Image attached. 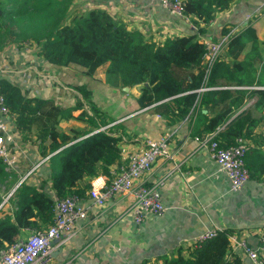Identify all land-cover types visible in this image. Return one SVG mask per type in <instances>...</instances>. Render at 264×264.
Returning <instances> with one entry per match:
<instances>
[{
	"label": "crops",
	"instance_id": "crops-1",
	"mask_svg": "<svg viewBox=\"0 0 264 264\" xmlns=\"http://www.w3.org/2000/svg\"><path fill=\"white\" fill-rule=\"evenodd\" d=\"M95 1L97 0H91V4ZM99 1L116 21L124 24L128 30H139L150 41L163 43L169 38L197 35L198 42L201 43L203 39L219 41L227 37L221 58L231 69L243 62L250 51L253 57L258 55L261 59L256 58L255 62L251 60L249 68L241 71L236 78L221 77L217 85L209 90L226 93L221 96L220 102L197 107L191 117L185 119L161 117L152 113V106L140 109L138 100L145 85L125 88L119 80L111 83L106 76L109 66L106 64V88H121L122 91V96L120 93L114 95L115 97L111 94L109 98H115L118 107L122 106L125 110L115 119H105V127L99 123L100 129L112 131L113 127L118 126L117 131L109 134L122 136V164L129 153L141 150L147 140L167 137L171 158H160L144 178V183L153 185L163 178L166 179L160 193L168 210L162 216L148 217L137 225L131 219L120 217L130 202L127 194L112 198L106 208L99 209L93 205L88 191L82 197L87 217L78 222L73 239L67 243L59 240L55 242L54 264H162L163 257L175 256L178 249H182V256L188 257L189 252L195 249L196 239L208 230L228 232L229 237L236 235L246 240L250 246L256 247L264 234V174L261 173L264 158L248 160V166L252 167V171L256 170V174L253 177L249 171L248 183L234 193L230 189L229 178L219 171L208 149L198 148L195 137L203 134L206 121L229 108L233 110V114L226 125L238 115L249 112L258 121L252 137L247 139L249 148H256L264 153V108H256L258 95L255 94L264 91V0H233L229 10L217 14L205 27L204 34L199 33L192 18L172 17L153 0ZM249 27L254 29L260 43L257 50H252L251 42L240 53L239 48L227 47L233 36L241 34ZM224 31L228 34H224ZM52 69L55 70L54 73L51 72L48 76L40 75L35 69L37 75L35 73V79L29 86L31 89L28 90L27 84H24L23 92L29 98L51 100L56 106L67 109L74 108L79 100L83 102L82 93L76 89L77 85L66 82L56 73L58 69ZM201 70L202 66L190 69L173 68V74L187 88ZM1 72L6 71H0V75ZM44 79L47 85H43ZM240 79L245 83L239 84ZM252 81L253 83H249ZM190 92L192 91H187ZM70 96L76 102L62 106V100ZM241 100L243 106L236 109L234 103ZM83 110L91 115L88 106L84 104V108L74 111L73 116H78ZM46 129L42 124H36L31 131L20 133V143L24 150L20 161L24 159L30 171L20 172L16 168L15 171H8L9 178L0 181V218L12 213L10 199L23 182H30L39 188L45 182L43 189L55 196L50 188L49 159L65 147L50 154L51 140ZM87 129V123L76 119L60 120L58 126V131L66 134H70L72 130L83 132ZM40 168L43 169L41 175ZM100 176L103 175L97 178ZM86 182L87 180L80 185L83 186ZM31 232L20 231L14 242L26 239ZM230 247L229 258L238 255L243 264H252L242 251L231 244Z\"/></svg>",
	"mask_w": 264,
	"mask_h": 264
},
{
	"label": "trees",
	"instance_id": "trees-1",
	"mask_svg": "<svg viewBox=\"0 0 264 264\" xmlns=\"http://www.w3.org/2000/svg\"><path fill=\"white\" fill-rule=\"evenodd\" d=\"M73 1L0 0V36L7 35L21 44H35L38 56L50 67L62 69L77 65L85 69L87 77H94L101 67L109 64L106 76L111 83L119 80L125 88L145 85L138 100L139 108L152 106V113L167 119L190 118L195 108L211 102L218 104L221 96L226 93H199L197 90L204 85L216 86L221 77L236 78L241 71L249 68L251 60L255 62L256 58L261 59L258 55L253 57L250 51L243 62L231 69L220 56L205 79V46L198 42L197 35L169 38L163 43L150 41L139 30H128L124 24L116 21L99 0L91 8L85 3L87 11L83 10L75 15L70 23H62L60 18L54 20L53 13L66 12ZM232 2L233 0H185L184 11L198 26L199 33L204 34L205 27L217 14L229 10ZM41 12L44 17L39 19L38 14ZM25 20L31 23L30 28L23 25ZM45 25H48L47 29H44ZM224 34L228 32L224 31ZM249 42L252 43V50L258 49L260 43L251 27L233 36L227 47L239 48L240 53ZM262 45L264 46V42ZM201 66L199 75L187 88L173 74V68L190 69ZM251 68L253 69L252 65ZM244 83L240 79L239 84ZM76 89L82 93L83 102L79 100L77 106L67 109L56 106L51 100L29 98L9 76L0 75V94L15 118L19 133L31 131L34 125L42 124L47 128L51 140L50 154L65 147L49 159L50 188L55 196L43 189L45 183L39 188L30 182H23L11 197L12 213L0 218V251L15 243L14 238L22 230L47 229L54 221L55 207L59 200L73 195L84 197L91 189L92 180L101 174L110 176L111 169L122 164V136L109 134L117 131L118 126L113 127L112 131L93 133L100 129L99 123L105 127L106 120L101 117V111L86 87L77 85ZM255 94L258 95L256 108L262 110L264 91ZM84 103L89 106L93 116L85 110L78 116H73L74 111L84 108ZM234 106L239 109L243 106V100L234 103ZM232 114L233 110L229 108L209 119L203 134L199 133V136L215 132L224 126L218 136L223 147L235 144L239 138H251L258 121L246 112L226 125ZM63 119L87 123L89 129L83 132L72 130L70 134L59 132L58 126ZM250 158H264V153L256 148H250L247 153V167L254 177L256 170L252 171V167L248 166ZM261 173L264 174V168ZM9 176L0 160V181ZM86 180V184L81 186ZM230 248L229 233L218 232L217 236L203 241L190 251L188 257L182 256V249H178L175 256L163 257L162 264H243L238 255L229 258Z\"/></svg>",
	"mask_w": 264,
	"mask_h": 264
},
{
	"label": "built area",
	"instance_id": "built-area-1",
	"mask_svg": "<svg viewBox=\"0 0 264 264\" xmlns=\"http://www.w3.org/2000/svg\"><path fill=\"white\" fill-rule=\"evenodd\" d=\"M170 16L179 19H188L185 15V0H153ZM227 37L219 41L203 39L205 46L203 69L205 79L222 55ZM5 73V72H3ZM211 88L202 86L197 92L204 93ZM224 126L215 132L196 136L198 148L208 149L213 160L230 181L232 192H239L249 181L250 173L246 165V156L249 143L243 138L236 140L235 144L223 147L219 134ZM103 131L101 128L96 132ZM170 144L166 136L157 140L149 139L141 150L129 153L125 162L110 176H100L91 181L89 191L94 206L104 209L109 200L121 194L130 197L126 211L121 219H131L135 224H141L148 217H159L165 214L168 208L164 205L160 189L165 185V178L153 185H146L144 178L151 172L154 164L160 158L170 157ZM24 150L20 143V133L15 126V118L5 105V99L0 94V160L6 171H15ZM87 217V209L78 195L69 196L57 202L53 223L47 229L34 230L22 240L8 245L0 251V264H54L53 253L57 240L67 243L76 234L79 221ZM217 230H208L195 241V247L205 240L217 236ZM230 244L242 251L252 264H264V234L256 247L250 246L243 238L236 235L229 237Z\"/></svg>",
	"mask_w": 264,
	"mask_h": 264
},
{
	"label": "rangeland",
	"instance_id": "rangeland-1",
	"mask_svg": "<svg viewBox=\"0 0 264 264\" xmlns=\"http://www.w3.org/2000/svg\"><path fill=\"white\" fill-rule=\"evenodd\" d=\"M85 3L87 7H93L91 0H74L70 5L69 9L64 13H53L54 20L60 18L62 23H70L72 18L79 14L81 11H87L85 8ZM39 19L44 17V13L38 14ZM26 28H30L31 23L28 20L23 22ZM48 25H45L44 29H47ZM33 67V69L31 68ZM48 64H46L37 54L36 46L32 43H19L13 41L9 36H0V71L2 76H9L10 79L21 88L24 84H27L28 90L31 89V82L35 79L34 75L38 70L40 75L48 76L54 73L55 70L52 69ZM36 69V71H35ZM56 69V68H55ZM56 72L64 80L69 81L71 84L85 86L86 89L92 94L93 100L98 106L99 111H101V117L105 119H115L125 110L124 107L117 105V100L115 98H109V96H117L118 93L122 96L121 88H116V90H108L105 86V66L101 67L94 77L85 76V71L77 65H70L67 68L58 69ZM52 72V73H51ZM37 75V73H36ZM38 77V76H37ZM45 80V79H44ZM43 85H47L46 80ZM41 91V89L37 88ZM23 90V89H22ZM25 90V88H24ZM110 91V92H109ZM81 96V93L78 92ZM114 96V97H115ZM73 97H68L62 100V106H66L70 103H75ZM86 103V102H85ZM84 103V104H85ZM77 102L76 105L77 106ZM86 105V104H85ZM89 108V106H88ZM89 111L91 112L90 108ZM131 111V110H130ZM91 115L93 113L91 112ZM100 121V120H99ZM101 122V121H100ZM18 169L16 171H26L29 172V166L26 161L22 159L18 164ZM37 168V167H35ZM41 169L40 175L43 174V169ZM15 177V175H14ZM49 181V179H48ZM43 182L42 184H44Z\"/></svg>",
	"mask_w": 264,
	"mask_h": 264
}]
</instances>
